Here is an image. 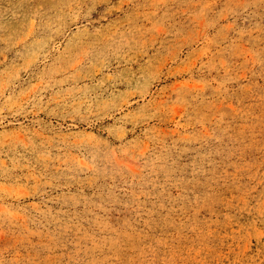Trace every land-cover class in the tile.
<instances>
[{"label":"rangeland","instance_id":"374dc122","mask_svg":"<svg viewBox=\"0 0 264 264\" xmlns=\"http://www.w3.org/2000/svg\"><path fill=\"white\" fill-rule=\"evenodd\" d=\"M0 264H264V0H0Z\"/></svg>","mask_w":264,"mask_h":264}]
</instances>
